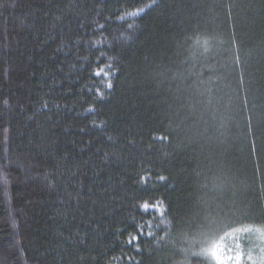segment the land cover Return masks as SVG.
Wrapping results in <instances>:
<instances>
[{"label": "trees", "instance_id": "1", "mask_svg": "<svg viewBox=\"0 0 264 264\" xmlns=\"http://www.w3.org/2000/svg\"><path fill=\"white\" fill-rule=\"evenodd\" d=\"M205 225L264 234V0H0V264H207Z\"/></svg>", "mask_w": 264, "mask_h": 264}, {"label": "clouds", "instance_id": "2", "mask_svg": "<svg viewBox=\"0 0 264 264\" xmlns=\"http://www.w3.org/2000/svg\"><path fill=\"white\" fill-rule=\"evenodd\" d=\"M186 246V251H193L196 255L205 258L207 264H229L233 259L226 255L219 247V233H213L210 225H205L197 229L195 233H185L182 237ZM217 253V256H213ZM233 264H241V256L238 253L234 258Z\"/></svg>", "mask_w": 264, "mask_h": 264}, {"label": "rangeland", "instance_id": "3", "mask_svg": "<svg viewBox=\"0 0 264 264\" xmlns=\"http://www.w3.org/2000/svg\"><path fill=\"white\" fill-rule=\"evenodd\" d=\"M255 252H257L261 258L257 257L259 256L257 254L254 255ZM247 254H249V252ZM213 256H217V253H213ZM258 258H260V260H262L264 263V234H260L256 232L253 234L252 241H251L250 255H247L246 260L249 264H252V261L253 262L255 260L257 261ZM241 264H243L242 260H241Z\"/></svg>", "mask_w": 264, "mask_h": 264}]
</instances>
